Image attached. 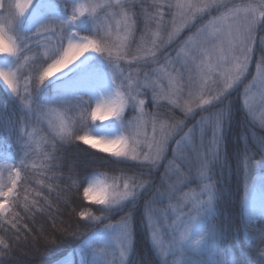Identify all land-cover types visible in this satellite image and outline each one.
<instances>
[{
    "label": "rangeland",
    "instance_id": "rangeland-1",
    "mask_svg": "<svg viewBox=\"0 0 264 264\" xmlns=\"http://www.w3.org/2000/svg\"><path fill=\"white\" fill-rule=\"evenodd\" d=\"M140 1L142 0H122V3L130 6ZM145 1L151 5L152 12L148 13V15L153 18L148 19L146 25V29H149L148 33L132 51H130V48L135 27L133 18L128 14L130 17L128 23L131 26L126 28L123 23V17L118 15L121 12L120 8L98 7L94 13V24L87 28L98 42L106 43L109 46L115 45V47L110 48L113 64L118 60L117 56H119V59H127V64H125L123 69L112 67V72L101 69L107 72L106 81L111 86L112 79L114 77L117 78L120 88L124 90L125 98L132 97L124 110V113L127 109L131 110L129 116L124 120L126 124L129 121L132 124L125 127L115 118L108 123L92 119L91 112L94 104L87 92L91 87L101 86L95 80L81 85L82 89L80 86L76 90H61L59 93L53 91V87L47 86L48 81H45L43 87L51 91L52 96L47 100V107L37 112L39 117L37 120L46 127L52 136L58 139H64L61 133L62 125L66 126L71 132L72 129H75L74 126L76 124L81 127L79 135H87L89 138L92 137L93 133H100L99 137L105 139L123 135L128 140L129 145L132 144L134 138L137 141V152L140 154L141 159L145 153L149 152V144H153L152 151L155 152V142H159L161 134L164 133L167 136L164 151L161 159L155 165L156 167L162 164L163 169L158 187L147 202L145 214L147 220L149 215L151 217V228L148 220L150 239L161 261L163 258L168 259L169 264H184L183 255L178 254L179 243L182 240L194 243L200 235L199 227H194L196 221L194 202L197 198H206L203 187L209 181L205 178L207 170L203 168L205 164L204 155L212 151L214 125L210 120L203 119L195 122L194 127L184 131V127L181 124L160 119L154 112L147 110L145 105L147 102L152 107L167 105L186 117H192L197 112L219 101L213 100L211 104L203 103L204 100L210 99L218 91L223 90L226 80L231 84V87L227 88L224 95L238 84L246 83L243 107L250 120L264 130V123H262L264 121V78L258 76L257 67L252 72L249 71L250 62L247 71L238 80L229 79V76L235 75V61L230 56L229 59H220L221 47L225 50V54L228 55L227 50L230 46L226 38V25L213 26L209 25V23L205 24L184 44L177 47L176 51L170 54L168 47L202 13H196L194 19L189 20L187 23H182L180 10L176 7V4L178 2H186V0ZM21 2H24V0H21ZM70 2L71 11L73 10V5L75 7L84 5L90 11L89 6L114 3V0H70ZM16 3L17 0H12L13 12H15ZM59 15L63 16L62 12ZM88 17L89 12H86L85 18ZM0 24L2 23L0 22ZM24 26L26 33L29 35L28 37H31V39L27 40L26 48L20 52L21 59L17 68L14 69L18 71L20 78L21 95H26L23 92V87L29 78H31V82L28 87L30 91L32 90L33 82L38 79V73L52 63V60L47 58V56L51 55L53 49L60 46L62 36L66 37L69 34L68 26L64 25L62 29L58 20L52 25L53 31L44 33L39 37L28 30L27 23H24ZM3 27L5 36L10 37L15 44L19 45L10 34L9 26L4 24ZM214 27H224L225 32L213 34ZM201 29L203 31H200ZM259 29L258 27L255 32V38ZM105 37L106 40L101 39ZM261 37H264V31L261 32L260 39ZM62 42H64L62 44L64 49L68 40L64 38ZM254 44L252 46L253 50ZM128 51H130L129 56H127ZM153 53L154 55L156 53L161 55L162 58L159 65L149 70L142 68L141 62L138 61L143 57L150 56L153 58ZM91 58L95 62L97 61V64L104 63L109 65L107 50L103 53H94ZM33 59H36L40 64L46 65L41 69L35 66L31 70L27 65ZM11 62H13L11 58L0 56V66L7 68ZM75 62H72L70 66ZM32 65L36 64L33 63ZM113 72H115V75H113ZM189 77L192 79V84H189ZM201 85L204 88L203 95H201L200 91ZM115 91L114 89V95ZM190 91L191 95L189 94ZM141 100L144 102L142 105L140 104ZM26 103L30 104V101ZM189 109L191 110L189 111ZM29 113L31 114V112ZM153 128H155V131H153ZM87 130L89 132H85ZM182 131L184 132L181 133ZM195 143L196 145H194ZM84 145L92 149L90 145ZM103 154H107L114 159L142 164L130 158L125 159L113 156L111 153ZM12 163L13 156L10 146L0 149V178L7 184H10L9 169ZM246 171L248 176H245L244 179V196L245 184H247L249 191H254L255 195L259 197L264 192V186L261 185L259 177L264 175V173L253 170L250 165ZM11 176L16 178L14 171L11 172ZM19 179L20 171L17 183ZM98 179L92 178L88 181L87 186L91 183L97 187H105L111 193L113 186L118 184L120 191H123L124 179L111 178L108 181L103 178H101L102 180ZM128 180L131 183H135L130 179ZM144 188H137L138 196L143 192ZM15 191L16 187L13 190L12 197L9 198L10 201L13 200ZM85 200L88 203L105 207L87 199ZM129 201L131 200L124 201L122 205ZM10 205L11 203L9 207ZM122 205L113 207L112 211ZM247 212L248 216H250L252 212L251 203L247 205ZM121 222L110 224L117 229L113 236L118 235ZM105 228L89 237L79 246L77 249V264H82L81 250L86 243L93 244L100 259L114 261L115 264H119V251L115 242L109 238L108 246L105 247L101 239L104 236ZM185 247L187 248L188 244H185ZM74 260V257L68 256L59 264H74Z\"/></svg>",
    "mask_w": 264,
    "mask_h": 264
},
{
    "label": "trees",
    "instance_id": "trees-1",
    "mask_svg": "<svg viewBox=\"0 0 264 264\" xmlns=\"http://www.w3.org/2000/svg\"><path fill=\"white\" fill-rule=\"evenodd\" d=\"M4 2L6 8L12 4V0H4ZM53 2L63 6L65 0H53ZM230 2L241 5L248 0H230ZM124 10L131 15L135 26L130 48L132 51L149 31L146 29L148 22L146 13L150 14L152 8L149 2L142 0L137 4L125 5ZM70 11L69 0V15ZM220 11L212 9L197 16L168 47V52L171 54L176 51L177 47L184 44L200 27L219 16ZM9 19L5 12L0 22L9 26ZM8 30L19 45L23 43V39H18L14 28L9 27ZM262 31L264 28L258 30L255 38L250 72L257 67ZM77 35L95 39L87 28H80ZM19 36H29L24 24L20 25ZM26 46L27 43L20 52ZM130 51L127 52V56ZM161 58V55L156 53L153 58L143 57L138 62H141L142 68L149 70L158 66ZM33 63L36 65H32ZM115 64L123 69L127 59H118ZM44 65L46 64H40L33 59L27 66L33 70L35 66L41 69ZM98 66L107 72H112L111 65L99 63ZM114 80V86L124 94V90L118 85V79L114 77ZM35 83L38 84V79L33 82L31 99L28 100L31 111L27 108L24 112L19 111L18 100L5 93L0 94V106H3L8 114L15 113V119L21 122L17 124V128H22L24 133L19 140L16 136L0 140V148L10 146L15 166L20 171V179L13 198L16 203L10 205L11 211L0 216V239L8 245L5 249L4 245L0 244V264H59L68 256L74 257V264H77V249L84 241L107 225L122 221V218L129 213H131L133 232V252L129 257L131 264H162L150 239L145 213L147 202L158 187L163 165L152 167L149 175H141L149 166L114 159L85 146L76 138L81 136L79 135L81 129L77 124L67 140L55 138L37 120L39 118L37 112L47 107V100L51 98L52 93L43 85L36 86ZM245 87L246 83L238 84L218 102L192 117H186L167 105L152 107L148 102L145 105L147 110L154 112L160 119L181 124L184 131L194 127L198 120L207 119L214 125L216 114L226 106L230 108L229 118L222 129L223 139L218 147L219 158H213L211 151L204 155V161L208 165L207 176L211 177V182L215 183L219 191L215 204L216 214L210 218V225H214L220 234L216 251L219 258L225 261L235 259L237 262L258 254L255 245L264 236V218H249L247 206L242 207L247 170L245 163L251 166L260 159L259 141L264 138V130L250 120L243 107ZM130 113L131 110L127 109L124 119ZM95 175L102 176L107 181L111 178H128L136 184L143 181L147 183L134 202L129 201L106 214L105 207L88 203L83 196L88 180ZM25 204L28 205V211H25ZM81 211H91L94 216L105 218L98 221L82 219L79 215ZM17 213L18 215H15ZM12 224H16V227L13 228Z\"/></svg>",
    "mask_w": 264,
    "mask_h": 264
},
{
    "label": "snow or ice",
    "instance_id": "snow-or-ice-1",
    "mask_svg": "<svg viewBox=\"0 0 264 264\" xmlns=\"http://www.w3.org/2000/svg\"><path fill=\"white\" fill-rule=\"evenodd\" d=\"M159 6V5H157ZM85 7L80 5L79 7L72 6L73 10L69 15V0H65L62 6L59 3L53 2V0H17L15 4V12H13V6L9 4L5 7L4 0H0V19L4 17L6 12L10 17L8 24L10 28H14L18 34V39H23V43L17 45L10 37L5 36V30L2 24H0V56H6L11 58L13 62L9 63L8 67L0 66V94L6 92L9 97H13L19 101V111L24 112L27 108L31 111V105L26 101L31 99V91L28 84L31 82V78L25 82L23 92L26 95H21L20 78L17 68L21 59L20 49L27 43L31 37H20V25L27 23L28 30L36 34L37 37L44 33L53 31L52 25L55 21H59L61 28L64 25L68 26V35L61 38V43L58 48L52 50L51 55L47 56L52 60V63L42 72L38 73V85H45V81H48V85L53 87V91L59 93L61 90H76L81 85L89 81H97L102 87L107 86V72L102 71L97 66L91 55L94 53H103L107 50L109 57V65L115 68H119L118 64H113L111 47L115 45L102 44L95 39H89L88 37L77 38L76 32L80 28H88L94 24V13L98 7H118L121 12L118 15L123 17V23L128 28V21L130 17L127 11H124L125 5L122 0H114V3L110 2L105 5H92ZM171 7V5H169ZM176 7L180 10L181 22L187 23L189 20L195 18L196 13H203L212 9L221 10L220 15L209 21V25H226V38L228 39L229 48L227 50L228 55L225 54V50L221 47L220 59H229V56L233 61L235 75L229 76V79L238 80L239 77L247 71L248 64L252 60L253 44L255 43V32L257 28H264V0H248V2L236 5L231 3L230 0H186V2H178ZM63 12L64 15H59ZM89 12V17L85 18V13ZM148 19L153 17L148 15ZM119 23V21H118ZM134 23V22H133ZM200 31H203L201 29ZM225 32L224 27H214L213 34ZM66 38L68 40L67 49H63L62 41ZM106 40L105 38H101ZM260 56L257 60V74L264 78V37H261L259 42ZM88 53L89 55H85ZM207 54V53H205ZM154 55V53H153ZM80 57H84L80 59ZM119 59V56H117ZM79 60V63H73L72 67H68L69 63ZM203 63V62H202ZM57 66L67 68V71L57 76L54 80H49L52 75V69ZM231 71V70H229ZM203 78V74H202ZM115 83V80H112ZM189 84H192V79L189 77ZM231 87V84L225 81V88L217 92L215 96H212L208 100H204V104H211L213 100H220L224 95L227 88ZM201 95H203V85H201ZM191 95V91L189 92ZM132 99L129 96L127 99L125 95L121 93L119 89L115 91L114 97L105 104L97 103L94 110L91 112L93 120L97 119L98 113L100 119L115 118L121 125L128 127L132 124L131 121L125 122L124 110L129 100ZM222 102V101H221ZM144 102L141 100L140 104ZM247 104V102H245ZM191 109H189L190 111ZM230 108L225 107L221 109L215 117L213 141H212V155L213 158L218 159V147L220 141L223 139L222 129L226 120L229 118ZM26 115V113H25ZM21 123L15 119V113L8 114L3 106H0V140L11 139L16 136L22 137L23 129L17 128V124ZM264 123V121H262ZM155 131V128H153ZM62 138L67 140L71 137V132L66 126H61ZM77 139L81 140L84 144H89L92 148L98 149L102 152H110L111 155L116 157H123L125 159L137 160L142 164L149 167L146 168L145 173L141 175H149L152 171V167L161 159L164 151V144L166 143L167 136L162 133L161 140L155 142V152L152 151L153 144H149V152L143 155L141 159L140 154L137 152V141L133 138V142L129 145V142L123 135H118L111 139L101 138L97 142L87 136H77ZM107 146H101V145ZM118 146V147H117ZM261 149V157L256 160L251 168L258 172H264V138L259 141ZM113 148L115 150L113 151ZM246 169L248 168L245 163ZM203 168L207 170L208 165L205 163ZM9 180L10 184L4 182L0 178V216L6 212L11 211L9 204L15 205V200H9L13 195V190L17 184V178L19 177V169L13 162L10 166ZM15 172L16 178L11 176V172ZM248 172L246 171V177ZM209 181L204 184L203 192L206 194V198H197L194 202V208L196 211V221L194 227H199L200 235L194 241L189 243L182 240L179 243L178 254H182L184 257V264H264V236L261 237L259 243L255 245L256 253L250 255L244 261L237 262L235 259L231 261H225L218 257L216 251L220 234L217 232L214 225H210V218L216 214L215 204L219 197V191L216 188L214 182H211V177L205 176ZM260 183L264 186V175L259 177ZM147 181H143L139 184L131 183L127 178L124 179L123 191H120V186L115 184L113 191L108 192L105 187H97L91 183L84 188V197L90 202L105 206V213H109L113 207L122 205L124 201H135L138 192L137 188L143 189ZM98 198L93 200V196ZM27 200V197H25ZM249 203L252 205V212L250 214L252 219L264 218V192L259 197L255 195V192H250L247 184H245V199L242 207H246ZM259 204V208H257ZM25 211H28V205L25 204ZM15 215H18L15 214ZM14 215V219H15ZM82 219H91L93 221L101 220L105 217L94 216L91 211L79 213ZM149 227L151 228V217L149 215ZM15 228L16 224H12ZM117 232V229L111 225H107L105 228L104 236L101 238L105 247L108 246L109 238H111L119 251V264H131L129 257L133 252V232L131 228V213L122 218V222L119 226L118 235L113 236V233ZM0 244L4 245L7 249L8 245L4 244V241L0 239ZM188 244V247H185ZM82 264H115L114 261L102 260L97 256V250L92 243H86L82 250ZM6 255L7 253H3ZM162 264H169L168 259L162 258Z\"/></svg>",
    "mask_w": 264,
    "mask_h": 264
},
{
    "label": "bare ground",
    "instance_id": "bare-ground-1",
    "mask_svg": "<svg viewBox=\"0 0 264 264\" xmlns=\"http://www.w3.org/2000/svg\"><path fill=\"white\" fill-rule=\"evenodd\" d=\"M78 38V37H77ZM67 45H68V42L65 46L64 49H67ZM85 55H89L88 53H85ZM84 57H80V59H83ZM75 63H79V60H77ZM71 63H69L68 67H72L73 64L70 66ZM67 71V68L65 67H60V66H57L56 68L52 69V75L49 77L50 80H54L57 76L63 74L64 72ZM81 89H82V86H81ZM87 95L92 99L93 101V110L95 109L97 103H100V104H105L107 102L110 101V99L112 97H114V90L113 88L111 87V85L107 82V86H98V87H91L89 88L88 92H87ZM114 118H108V119H100V114L98 113V116H97V119L95 120H98L102 123H108L109 121H112ZM100 133H93L92 137L90 138L92 140V142H97L99 140H101V138L99 137ZM89 145V144H88ZM101 146H107V145H101ZM94 149V148H93ZM97 151H99L98 149H95ZM115 150V148H113V151ZM102 152V151H100ZM103 153H110V152H103ZM98 197L97 196H93L92 199L95 200L97 199ZM257 208H259V204L257 205Z\"/></svg>",
    "mask_w": 264,
    "mask_h": 264
}]
</instances>
